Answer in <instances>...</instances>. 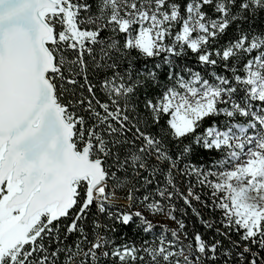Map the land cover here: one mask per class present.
<instances>
[{"label":"snow or ice","instance_id":"6c2138e0","mask_svg":"<svg viewBox=\"0 0 264 264\" xmlns=\"http://www.w3.org/2000/svg\"><path fill=\"white\" fill-rule=\"evenodd\" d=\"M0 264H264V0H0Z\"/></svg>","mask_w":264,"mask_h":264},{"label":"trees","instance_id":"16d2710c","mask_svg":"<svg viewBox=\"0 0 264 264\" xmlns=\"http://www.w3.org/2000/svg\"><path fill=\"white\" fill-rule=\"evenodd\" d=\"M193 162H195V159H194ZM181 206H182V205H181ZM196 206L199 207V205H196ZM203 214L205 215V217H207V216L209 215V213H208L207 210H204V213H203ZM186 223H188L189 226H191L193 223H197L196 218H195L194 216H192V214H191V210H189L188 217H187V219H186ZM199 230H200V231H204V229H203L202 226L199 228ZM157 231H158V230H157ZM128 235H129V236L132 235L131 230H128ZM208 235L210 236L211 233H208ZM206 238H207V237H206Z\"/></svg>","mask_w":264,"mask_h":264}]
</instances>
